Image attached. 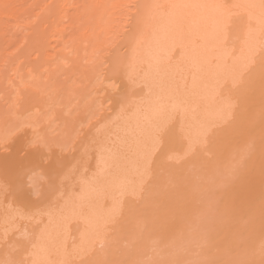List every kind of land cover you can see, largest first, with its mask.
Segmentation results:
<instances>
[{
    "label": "bare ground",
    "instance_id": "bare-ground-1",
    "mask_svg": "<svg viewBox=\"0 0 264 264\" xmlns=\"http://www.w3.org/2000/svg\"><path fill=\"white\" fill-rule=\"evenodd\" d=\"M59 72L88 84L83 100L93 142L122 108L109 77L137 88L136 97L144 86L147 96L131 116L122 110V127L114 120L115 131L119 124L126 134L116 140L122 145L105 132L119 150L110 143L112 150L101 151L108 141L98 140L105 143L103 153H91L96 176L75 184L74 200L53 203L56 212L36 217L20 240L16 227L11 238L2 233L0 264H264V0H0V99L10 105L0 111V177L14 208L34 204L42 180L28 174L47 158L59 164L54 149L63 151V132L71 130L73 112L42 114L55 98L45 100L51 88L39 81ZM235 94L241 103L232 108L227 98ZM21 102L26 108L16 109ZM57 117L64 128L52 139ZM24 127L27 154L18 164L19 149L3 150ZM163 131L167 145L153 159L154 137ZM175 152L179 157L169 155ZM8 162L28 171L14 173ZM43 182L42 189L50 183ZM13 209L0 219V232L16 219Z\"/></svg>",
    "mask_w": 264,
    "mask_h": 264
},
{
    "label": "rangeland",
    "instance_id": "rangeland-1",
    "mask_svg": "<svg viewBox=\"0 0 264 264\" xmlns=\"http://www.w3.org/2000/svg\"><path fill=\"white\" fill-rule=\"evenodd\" d=\"M68 22V21H67ZM66 21H63V23H65L63 26H61L60 28H66V23H67ZM152 22V21H151ZM150 22V23H151ZM68 24H69V22L67 23V26H68ZM59 28V29H60ZM67 30V29H66ZM66 30H65V34L67 35V33H68V35H70L71 34V32H69L70 30H67L68 32H66ZM234 32V31H233ZM232 32V33H233ZM232 33H231V35H232ZM235 33V32H234ZM233 33V34H234ZM118 34V33H117ZM67 35V36H68ZM120 36V35H119ZM231 38L233 39V37L231 36ZM109 48V47H108ZM106 49L107 48H104L103 50H105V51H103L104 53H106L105 55L107 56L108 55V53L107 52H109L108 51V49H107V51H106ZM104 53H102L101 52V55H103ZM124 50H122L121 52H120V54L121 55H124ZM106 56H104V59L106 58ZM61 73L63 74V75H61ZM108 73L110 74V72L108 71ZM45 75V74H44ZM44 75H43V78H44ZM47 75V74H46ZM46 75H45V81H43L44 79L42 78L40 81H39V83L40 82H42V83H46V86H49L50 88H51V91L49 92L48 91V93H50V94H47L46 93V95H45V100L46 101H48V100H51V99H53V98H55V102H54V107L56 108L57 107V111H56V109L53 107L52 109H50L49 110V112L47 113V112H45V110H46V107L44 108V111L42 112V114L43 115H49L50 116V114L51 113H56V115H59L61 112H62V110L65 108V111H67L68 110V112L69 113H72L73 112V115L72 114H70V121H69V119L67 120V123H68V121L70 122V129L71 130H67V131H65L64 130V134H63V137L65 138V140L63 139V142L61 143L62 145H64V146H62L61 145V149H63V151L62 150H59L57 147H56V149H54L55 151V153L53 154V156H55V157H52V158H54L55 159V161H59L58 163L59 164H57L56 166H52L51 165V161H50V158H47L48 159V162H47V159L43 162V169H44V171L42 170V168H40L39 169V171L37 170V171H35V172H33V174H28V177L30 176H32L31 178H34V177H36L37 178V176L39 175L40 177H38L37 179H41L40 181L41 182H39L38 181V184L36 185V188L38 187V186H40V187H38L37 189H36V191H37V196L36 197H34L33 198V202H34V204L32 205V203L30 202V203H28V204H30L29 206H27L26 204H23V203H21V204H16L15 203V206L17 205V207H13L14 205H10V204H13L14 203V201H15V196L12 194L11 196H8L9 195V193L11 194V192H9V191H11L9 188H10V185L9 184H7L8 182H7V179L3 176V175H1L2 177H4V178H2V177H0L1 179H2V181L3 182H5V184L2 182V181H0V184L2 183V185H0L1 187H0V190H1V188H3V186H4V188H3V190H4V192H1V191H3V190H1L0 191V212L2 211L3 212V214H2V212H1V214H0V219L2 218H7V215H5V214H9V215H11V210L13 209V212H15V213H19L18 215H16L15 213H13L12 215L15 217L16 216V219L15 218H12L11 220L13 221V222H11V220H9L10 222H11V225H10V223L8 222L7 224H9V227L8 226H6L7 224H5V226L7 227L6 228V230L8 231L9 229H10V227L11 226H13V227H11V232L13 231L14 233L15 232H18L19 233V235H17L18 236V239H17V236L16 237H14V239H15V241L16 240H20V239H22L21 237H23V235L26 233V232H28L27 230H31V226H34V224L36 223L35 222V218L36 217H42V216H46V215H43V213L44 214H46V212H47V214H50L51 212H56V205L54 206V204H55V202L56 201H59V199H61V198H67V197H70V199L72 198L71 196H73V199H71V200H74V198H75V196L78 194L77 192H74V191H77V187H75L76 185V183H78L79 182V180L80 181H82L84 184L86 183V182H88V180L91 178V176L93 177V176H96V175H94V173H96V171L94 172V169H93V167L95 166V164H94V162H95V160L93 161L92 159H94V158H92L93 156H94V154H91V153H95L96 151L97 152H99L100 151V148L101 147H103L104 146V143L105 142H102L103 143V146L101 145V143H100V141H101V139H103V140H106V143H107V141H108V143L107 144H105V146L103 147L104 149H102L101 148V151L103 150L104 152H105V147H106V151H107V149H108V151L109 150H112V148H110L111 147V145L114 147V149H120L119 147L122 145L121 144V142L120 143H118L117 141L119 140V136L121 135V134H124V137L123 138H125V133L123 132H121V123H123L121 120L124 118V120L125 119H127L126 117H125V115L126 116H131V113H134V111L133 110H135L136 109V104H137V109H139V110H141L143 107L142 106H138V103L140 102V104L139 105H143L144 103H142L141 104V101H142V98H143V96L144 95H142V94H145L146 92H144L145 90H146V88L144 89V86H142V85H140V86H142V88H143V92L141 93V95H139V99L136 97V96H134L135 95V91L134 90H136L137 88H135L133 91H132V89L130 90L129 89V87L127 88L126 86H124L121 82H120V84H119V81L118 82H116L113 78H111V77H109L108 78V81H107V84H112L114 87H117L118 89V91H119V94L117 95V96H115L116 97V99H117V101H119V103L117 104V106H118V108L120 107H122L121 108V110H120V113H118V109H117V113L115 112L114 114L116 115V116H118V117H116L115 116V119H114V116L113 117H110L109 119H107L106 120V125H104V127L102 128V131H101V138H99V139H97V141L98 140H100V141H95V142H93V137H94V135H93V137L91 136V133L88 135V128H89V124L91 123V118H92V112H91V109L88 107V105H84V100H83V98H84V96H83V93H86V87L88 86V84H87V82L86 81H84L83 79H81V76H80V74H70V75H67V74H65V72H59L58 74H57V76H55V77H52L53 79H51V80H53L54 81V83H53V81H51L50 79L49 80H46ZM61 75V76H60ZM72 77V78H71ZM58 78V79H57ZM135 78L136 77H134V80H135ZM55 79V80H54ZM52 82V83H51ZM41 83V84H42ZM48 83H50L49 85H48ZM54 84V85H53ZM51 85L53 86V88L54 89H56L57 91H55L54 89H52V87H51ZM71 85V86H70ZM87 85V86H86ZM68 86V87H67ZM70 86V87H69ZM65 87V88H64ZM137 87H139V86H137ZM71 88H74L73 89V91L74 92H72V89ZM69 89H71L70 91H69ZM127 89H129V90H127ZM52 90H54V93H56V94H53V91ZM69 91V92H67V91ZM61 91V92H60ZM85 91V92H84ZM70 93V94H69ZM248 93H251V91L250 92H248ZM82 94V95H81ZM104 93L103 92H101V96L103 95ZM148 94V93H147ZM69 95V96H68ZM125 95V96H124ZM237 95L240 97V95H239V93H237ZM58 96V97H57ZM104 96V95H103ZM135 98H134V97ZM142 96V97H141ZM145 96H147V95H145ZM145 96H144V98H143V101H144V99H145ZM238 96H236V94L234 95V96H232V97H228L227 98V101H228V103H229V105L232 107V108H235V107H237L238 106V104H237V101H238V103L240 104L241 102H240V100H239V97ZM248 96V95H247ZM131 99H130V98ZM236 97V98H235ZM238 98V99H237ZM140 99H141V101H140ZM133 100V101H132ZM66 101V102H65ZM82 101V102H81ZM85 101H87V99L85 100ZM142 101V102H143ZM0 106H1V108H0V111H6L7 109H9L10 108V105H9V103L8 102H6L4 99L2 100V99H0ZM27 102V101H26ZM65 102V103H64ZM124 102L125 103H127V104H130V106H131V108H129V109H127L128 107H130V106H128L127 104H124ZM8 103V104H7ZM23 103V104H22ZM62 103V104H61ZM64 103V104H63ZM6 104V105H5ZM15 104V103H14ZM36 105L37 103L36 102H33L32 103V105ZM86 104V103H85ZM112 104V102H111V100H108V98H105L104 99V106H106V107H108V106H110ZM9 105V106H8ZM15 105H17V104H15ZM23 105H25V103L24 102H21L20 104H18L17 106H15L16 107V109L19 107V108H26L25 106H23ZM126 106L125 108L123 107V106ZM237 105V106H236ZM5 106V107H4ZM22 106V107H21ZM30 106V105H29ZM12 107V106H11ZM27 107H28V104H27ZM142 107V108H141ZM7 108V109H6ZM13 108H14V106H13ZM58 108H60V110L58 109ZM70 108V109H69ZM78 108V109H77ZM117 108V107H116ZM135 108V109H134ZM141 108V109H140ZM15 109V108H14ZM47 109H48V107H47ZM89 109H90V112H91V114H90V112H89ZM125 110V112H127V110H128V112L125 114L124 113V116L122 115L123 114V112H124V110ZM133 109V110H132ZM34 110H37V109H34ZM55 110V111H54ZM76 110V111H75ZM88 111V113H87V111ZM122 110H123V112H122ZM129 110H131V111H129ZM60 111V112H59ZM85 111V112H84ZM133 111V112H132ZM136 111V110H135ZM81 112H83V113H81ZM50 113V114H49ZM76 113V114H75ZM75 114V115H74ZM82 115V118L81 117H79V116H81ZM88 114H90V115H88ZM45 115V116H46ZM52 115V114H51ZM64 115H66V114H64ZM78 115V116H77ZM48 116V117H49ZM53 116H54V114H53ZM73 116V117H72ZM89 116V117H88ZM120 116V117H119ZM123 116V117H122ZM0 117H1V113H0ZM50 117H52V116H50ZM64 117H66V116H64ZM73 119H72V118ZM79 117V119H76V118H78ZM91 117V118H90ZM90 118V119H89ZM120 118H122L120 121H119V119ZM178 118V117H177ZM176 118V119H177ZM175 119V120H176ZM55 121H53L54 122V124H53V122H52V124L53 125H51L50 127H52V126H54V127H52V128H49L48 129V131H51L52 129H55V128H57V130H55V132H54V134H52L51 135V138L52 137H57L58 136V134H59V131L60 130H62L63 128H64V125L62 124L63 123V121H61V123H60V120H62V119H59L58 117L57 118H55L54 119ZM75 120V121H74ZM78 120V121H77ZM114 120H116L117 122L119 121L120 122V126L121 127H119L118 125H117V127H118V131L116 132L115 131V126L114 125H112V124H114L115 123V121ZM123 120V121H124ZM174 120V122H173V124L177 121V120H179L180 121V119H177L176 121ZM0 121H1V118H0ZM56 121H57V123H56ZM71 121H72V124H71ZM79 121H80V123H79ZM92 121H93V119H92ZM114 121V122H113ZM172 121H173V119L171 120V122H170V124H168V125H166V126H168V127H166L165 126V130H166V128H167V130H169L170 128H171V123H172ZM56 123V124H55ZM60 123V124H59ZM74 123H76V125H73ZM79 123V124H78ZM169 123V122H168ZM59 124V125H58ZM176 124H177V122H176ZM111 125V126H110ZM42 126V127H41ZM58 126V127H57ZM61 126H62V128H61ZM73 126V127H72ZM46 128L47 127V123L46 124H44V123H41L40 125H39V127L38 128ZM25 128V127H24ZM24 128L22 129H16V130H14V133H12V137L10 138V140L9 141H7L5 144L7 145V148H6V150L4 151L3 150V152L5 153V154H9L11 151H12V149L13 148H15V149H19L18 150V157L20 158V160H19V162H18V164L21 162V161H23L24 160V158H25V156H26V154H27V152H25V151H27L26 150V148H25V150L24 149H21V146H23V144L21 145V143H26V138L29 136V135H25L26 134V132H27V134H29L28 133V127H26L25 128V130H24ZM44 128V129H45ZM61 128V129H60ZM87 128V129H86ZM119 128H121L120 130H119ZM23 130V131H22ZM166 130V131H167ZM106 131H108V132H112V131H114L115 133H116V135H117V138H114V136L113 135H110V136H113V138L115 139V141H116V143H117V145L118 144H121V145H119V147L118 146H114L113 145V143L114 144H116L115 143V141H114V139H113V141L114 142H110L107 138L108 137H110V136H108V135H106V134H108V132L107 133H105ZM120 131V132H119ZM165 131V132H166ZM58 132V133H57ZM164 131L162 132V133H158L155 137H154V142H155V144L156 145H158V149L153 153V159L157 156V153L159 152V150H161V149H164L165 148V146L167 145V141H166V135H164V133H165ZM105 133V135L104 136H106L105 137V139L103 138L104 136H102L103 134ZM119 133H121L120 135H119ZM65 134H66V137H65ZM69 134V135H68ZM71 134V135H70ZM87 134V135H86ZM14 135V136H13ZM70 136V137H69ZM70 138H71V140H70ZM123 138H122V135H121V140H123ZM53 139V138H52ZM68 139V140H67ZM95 139V138H94ZM110 139H112L111 137H110ZM25 140V141H24ZM120 141V140H119ZM17 142V143H16ZM97 142V143H96ZM129 141L127 140V143H128ZM66 143V144H65ZM110 143H111V145H110ZM95 144H97L96 146H95ZM108 144H109V146H108ZM12 145V146H11ZM14 145L16 146V145H18L19 147L17 148V147H14ZM107 145V146H106ZM205 145V147L203 146L202 148H204V149H206L207 148V145H208V143L207 144H204ZM9 146V147H8ZM107 147H109V148H107ZM118 147V148H117ZM99 148V149H98ZM21 149V150H20ZM22 150H24V151H22ZM58 150H59V152H58ZM10 151V152H9ZM60 151H62V152H60ZM99 152V154L100 153H103V152ZM2 152V153H3ZM58 152V153H57ZM58 154V158H57V154ZM125 154V153H124ZM93 155V156H92ZM95 155H96V153H95ZM169 155H172V157L174 156V157H179V153H177L176 154V152L175 153H172V154H170L169 153ZM129 154L128 155H126L125 154V158H124V160L126 161V160H128L129 159ZM155 156V157H154ZM22 157V158H21ZM24 157V158H23ZM173 157V158H174ZM57 158V159H56ZM68 158V160L72 163V164H67L66 166L64 165L65 163H63V162H65V161H67L66 159ZM61 159H63V160H61ZM71 159V160H70ZM182 160H184L183 158H182ZM63 161V162H62ZM50 162V163H49ZM69 162V163H70ZM46 163V164H45ZM7 164H9V166H12V167H9ZM18 164H15L14 165V163H12V165L8 162V163H6V165H7V167H8V169L9 170H11V171H15L14 173H18V172H23V173H25V172H27L28 170L27 169H25L24 167V169L22 168V167H20V165H18ZM21 164V163H20ZM45 164V165H44ZM47 165V166H46ZM49 165V166H48ZM50 165H51V167H50ZM93 165V166H92ZM18 166V167H17ZM91 166V167H90ZM14 167V168H13ZM15 168H17V169H15ZM21 168V169H20ZM14 169V170H13ZM19 169V170H18ZM45 169H46V172H45ZM52 169V170H51ZM91 169V170H90ZM18 170V171H17ZM21 170V171H20ZM54 170V171H53ZM43 171V172H42ZM38 172V173H37ZM144 172L145 171H143V174H142V178L145 176L144 175ZM40 174H43V175H40ZM44 174H45V176H44ZM42 176H43V178H42ZM0 179V180H1ZM4 179V180H3ZM6 180V181H5ZM50 182V183H48V181ZM90 180H92V178L90 179ZM89 180V181H90ZM43 181H46V183H48L47 185L45 184V188L44 189H42V187H43V183H45V182H43ZM146 181H148V179L146 178ZM145 181V182H146ZM39 183H42L43 185H39ZM4 184V185H3ZM7 184V185H6ZM50 184V185H49ZM52 184V185H51ZM81 184V183H80ZM49 185V186H48ZM78 185V184H77ZM8 186V187H7ZM80 185H78V187H79ZM72 187V188H71ZM82 187V186H81ZM81 187H79L80 189H81ZM79 188H78V192L80 191L79 190ZM42 189V190H41ZM47 189V190H46ZM50 189V190H49ZM6 190L8 191V192H6ZM44 190V191H43ZM51 190H52V192H51ZM43 191V192H42ZM50 191V192H49ZM141 191V192H140ZM139 191V195L144 191V192H148L149 191V186H148V188H146L145 190L143 189H141ZM46 192H48V193H46ZM70 192V193H69ZM41 195V197H40V195ZM49 196L50 195V197H48L47 195ZM145 194V193H144ZM38 195H39V197H38ZM52 195V196H51ZM75 195V196H74ZM142 195V194H141ZM62 196V197H61ZM144 196V195H143ZM143 196H141V197H143ZM47 198V199H46ZM12 199H14V201H12ZM37 199V200H36ZM40 200V201H39ZM42 200V201H41ZM51 200V201H50ZM61 200H63V199H61ZM60 200V201H61ZM67 200H68V198H67ZM10 201V203H8V202ZM47 201V202H46ZM59 201V202H60ZM65 201V200H64ZM7 202V203H6ZM13 202V203H12ZM3 203V204H2ZM39 203V204H38ZM54 203V204H53ZM58 203V202H57ZM64 204V202H60V204ZM59 204V203H58ZM19 205V206H18ZM24 205V206H23ZM41 205V206H40ZM50 205V206H49ZM7 206V207H6ZM9 206V207H8ZM12 206V207H11ZM20 207V208H19ZM23 207V208H22ZM33 207V208H32ZM60 207V206H59ZM36 208V209H35ZM16 210H18V211H16ZM21 210V211H20ZM27 210V211H26ZM30 211V212H29ZM4 212H5V214H4ZM50 212V213H49ZM42 213V214H41ZM22 214V215H21ZM25 214H27V216L25 215ZM53 214V213H52ZM51 214V215H52ZM55 214V213H54ZM2 215H4L3 217H2ZM19 215H20V218H19V220L17 219V216L19 217ZM24 215V216H23ZM40 215H42V216H40ZM22 217H25V218H22ZM26 217H28V219H27V221H29L28 223L29 224H32V225H28V226H26L24 223H25V221H26ZM31 217V221L29 220V218ZM1 219V220H2ZM14 219V220H13ZM22 219L24 220V222L22 221ZM16 220V221H15ZM21 222V223H19V222ZM27 221H26V224H28L27 223ZM33 221H34V224H33ZM18 222V223H17ZM13 223H15V224H17V225H13ZM18 224H20V225H18ZM23 224V225H22ZM25 225V226H24ZM36 225V224H35ZM19 226V227H18ZM22 226H24V227H22ZM16 227V228H15ZM22 227V228H21ZM12 228H15V229H13L12 230ZM18 228H20V230L18 231L17 229ZM21 229H22V232H24V234L22 235V233L20 232L21 231ZM25 229V230H24ZM5 230V231H6ZM24 230V231H23ZM10 231H8V232H0V234H6L5 236L7 237V238H11L12 237V235L11 234H9V232ZM109 232V231H108ZM20 233H21V235H20ZM0 235V236H4V235ZM13 234V233H12ZM0 239H1V237H0ZM14 239H11V243H13L14 241ZM4 240H8V241H10L9 239H4ZM0 242H1V240H0ZM4 243H5V241H4ZM53 256V255H52Z\"/></svg>",
    "mask_w": 264,
    "mask_h": 264
}]
</instances>
